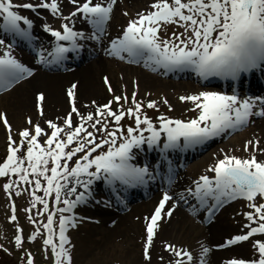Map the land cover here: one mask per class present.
<instances>
[{"label": "snow or ice", "instance_id": "1", "mask_svg": "<svg viewBox=\"0 0 264 264\" xmlns=\"http://www.w3.org/2000/svg\"><path fill=\"white\" fill-rule=\"evenodd\" d=\"M69 2L75 6V11L65 16L59 0H40L38 4L0 0V30L12 36L13 40L20 37L31 43L37 39L32 33L34 21L21 15L19 10L50 11L65 23L61 25L62 30L43 24L44 31L49 32L56 43L47 56L43 47L37 54L41 64H59L67 58L68 53L78 52L83 47L78 41H101L117 0H107V3L100 0L96 3L93 0ZM150 8L146 13H138L135 19L129 20L122 35L111 40L106 49L108 54L120 59L126 56L130 63L143 62L145 67L153 71L163 69L168 73L190 69L202 79L215 76L238 82L244 74L256 70L264 72V0H155ZM78 14L94 29L90 36L70 26L69 22L74 24ZM22 24L26 27H22ZM168 24H175L183 31L179 34L173 32L170 39H162L159 32L162 26ZM0 46L5 48L0 55V90L6 91L31 76L33 70L12 54V43L5 45V39L0 38ZM104 81L108 91L113 93L112 99L96 106L94 112L89 111L86 115L76 106L77 85L72 84L67 89L71 111L62 119V123L45 121L47 129L51 130L50 134L39 123L33 124L29 118L27 123L30 127L19 132L20 141L17 143L11 135L12 129L7 118L0 114V120L8 131L7 156L0 163V177L8 178L3 185L4 191L9 197L13 191L16 196H20L22 191H30L31 206L24 211L29 214V222L36 228L28 239L35 241L38 236H43L44 249L46 252L51 250L53 264H72L71 241L66 233L70 227L76 226L80 218L74 210L92 197V186L96 181L103 180L108 185L118 183L125 188L145 185L148 179L155 178L153 171L147 164L138 166L133 162L145 147L159 149L167 159L169 151L202 145L223 133L241 130L254 115L264 117V97L248 96L241 99L235 91L232 95L202 91L179 98L182 102L192 103L193 108L190 110L198 111L195 118L173 119L161 114L156 118L158 123H155L144 111L145 107L157 108L155 100H149L145 106L136 99L134 91L131 106L126 107L129 102L127 94L116 95L107 77ZM44 100V93H40L37 101L41 116L44 115L41 106ZM163 103L168 104L167 99ZM73 114L78 117L76 123L73 122ZM125 118L133 120L134 126L125 128L122 123ZM41 137H46L43 143ZM250 145L254 149L258 148L259 140L247 141L245 151ZM25 146L26 151L20 155ZM260 151L264 152V149ZM78 154L79 158L70 166L69 162ZM168 163L171 165V161ZM154 167L158 168L159 164ZM207 171L213 172L214 176L201 175L193 181L194 188L185 190L187 195L179 194L180 200L187 203V197L195 198L201 208H207L209 219L215 210L238 198L246 200L250 209L243 213L248 221L243 227L248 231L228 239L220 247L248 241L258 234L264 235V203H257V198L264 200V161H258L255 152L248 158L225 154ZM169 173L167 181L171 185V167ZM21 183L31 188L21 189ZM41 190L43 195H37ZM47 197H53L56 207L50 209ZM172 199L167 191L164 192L151 217H145L143 255L148 264H151L149 249L159 228L158 221L162 219V213L163 216L171 217L177 206L173 204L165 210V205ZM37 204L42 205L37 215L48 213L46 222H38L31 215ZM11 207L10 220L15 222V204ZM57 213L58 223L54 221ZM14 243L18 249L24 244L23 230L18 224ZM164 247L174 254L175 259L170 264H194L190 251L177 249L172 244H165ZM252 248L258 258H233L224 264H264V240L254 239ZM3 250L8 251L7 248ZM209 251L208 247L201 246L198 264H206L205 257ZM26 257V264H34L30 252L26 253Z\"/></svg>", "mask_w": 264, "mask_h": 264}, {"label": "rangeland", "instance_id": "2", "mask_svg": "<svg viewBox=\"0 0 264 264\" xmlns=\"http://www.w3.org/2000/svg\"><path fill=\"white\" fill-rule=\"evenodd\" d=\"M16 1L40 2V0ZM96 2L98 0H93V3ZM100 2L107 3V0H100ZM154 2L155 0H117L106 32L101 37V41L106 39L104 46L108 48L112 39L122 35L129 20L135 19L138 13H146L151 10L150 6ZM59 3L64 13L69 12L75 7L69 0H59ZM45 17L46 19L42 18L40 21H51L59 25L62 20L59 17H49L47 14ZM75 23L73 24L75 27H80L81 24L75 25ZM182 31L183 29L177 25L168 24L162 26L159 35L162 39H170L173 32L179 34ZM95 42V47L100 48L99 46L102 44L100 42L97 43V41ZM7 44L5 40V45ZM4 50V46H0V55L3 54ZM12 54L26 66H34V62L21 56L15 47L12 48ZM109 55L108 52H105L97 56L96 60L100 58L105 59L106 64L103 63L102 69L98 66L94 70L92 77L93 86H90L92 92L83 93L80 91V86L84 89V86L81 85L82 79L76 80L74 77H69L68 80L61 84L58 95L63 96L66 101L64 109L61 112L58 111L60 106L47 100V90L41 86L35 87L32 90V96L30 97L33 101L32 107L29 106L30 102L19 105L17 108L12 106V101L17 97V94L28 86L26 81L14 92H12V89L10 92L0 96V114H3L11 125L13 139L19 143V132L26 127H30L27 123L29 118H31L33 124L39 123L49 134L51 130L47 129L45 124L46 120L62 123V119L71 111V103L67 96V89L72 84L77 85L75 89L76 106L82 114L86 115L89 111L94 112L96 106L103 105L112 99L113 93L108 91V85L104 81V78L107 77L108 82L114 86L113 91L116 95L127 94L129 97V102L126 107L131 106V97L134 91L137 94L136 99L142 101L145 106L149 100H155L157 102V108H144V111L155 123H158L156 118L161 114L173 119L189 120L195 118L198 115V111L190 110L193 108L192 103L188 101L182 102L179 98L202 91L215 92L193 82L169 81L162 76L143 71L142 67L134 66V69H127L125 62L119 60L118 57L109 58ZM97 63L98 61L93 65ZM142 71L154 77L153 79L156 82L154 84L152 82L150 83L143 76ZM40 73L38 72L36 75ZM99 87L102 88L103 94L98 93L95 96L93 91ZM36 92H38V95L40 93H44L45 95V100L41 105L44 111L43 116L39 113L38 95L36 96V102L34 101ZM165 99H167L168 104L163 103ZM93 101H95V104H93ZM49 102L55 104L57 108ZM169 106H171V110H169ZM115 107L116 105L114 104L113 108ZM262 119L264 118L253 119L250 127L234 132L224 140L216 142L206 153L184 167L183 172L179 174L181 180L171 189V193L167 191L173 199L171 200V204L167 202L165 210L170 208L173 202L177 206L171 217L163 216L162 213V219L158 221L159 235L158 237L155 235L154 242L149 249L151 264H170V262L164 263V260L172 261L175 259L174 254L165 250V244L175 245L177 249H186L198 258L200 256L201 246L204 245L210 249L208 252V264H224L225 261L233 258L246 260L258 258V254L252 248V242L254 239L264 240L261 237H252L248 241L238 242L228 247H220L228 239L248 231L247 228L243 227L248 223L243 213L250 210L247 207L248 202L246 200L238 198L224 204L220 210H215L216 212L213 214L214 221L210 220L208 224H205L204 211L207 208H201L198 201L193 197H187L185 206L178 198L180 193L187 195L185 190L189 187L193 188V181L198 180L201 175L214 176V173L207 171V169L215 165L219 159H223L225 154L248 158L255 152L257 160L264 161V152L260 151V149H264V124L261 123ZM73 122H78V117L75 114H73ZM122 123L125 128L128 125L134 126V121L128 118H125ZM45 138H40L42 143ZM249 140H259V147L254 149L250 145L248 150L245 151V143ZM7 148L8 131L3 121L0 120V163L7 156ZM24 151H26V146L20 155H23ZM77 157H79V154ZM7 179V177H0V245H3V248H0V264H26V253L28 252L32 254L34 264H53L51 250L49 249L46 252L44 249L43 236H38L35 241L28 239L36 228V225L29 222V214L24 211L31 206L30 201L32 197L30 191H22L20 196H16L15 191H13L12 196L9 197L3 188ZM25 187L31 188V186L21 183L20 188L23 189ZM97 187L99 185L96 181L92 186V197L86 204H82L74 210L76 211L75 215L80 219H78L76 226L70 227L66 233L71 241L72 264H148L143 255L144 243L146 241L145 217H151L166 191L160 189L157 193L158 195L142 202H137L131 205L129 209L121 211L113 203H109L111 201L110 197L104 190L95 191ZM37 195H43V191H38ZM49 198L47 197L48 200ZM13 203L15 204V214L17 216V221L15 222L10 220V216L12 215L11 206ZM257 203H264V200L257 198ZM59 206H62V204ZM38 209H42V205L37 204L32 209L31 215L38 222H45L47 213L39 216L37 215ZM142 212L144 214H141ZM180 212L182 215L179 214ZM120 217H126L124 219L125 222L124 220L121 222ZM55 218H57L58 223L59 213L56 214ZM206 219L209 220L208 217ZM166 222H168L167 225ZM17 224L23 230L24 236V244L20 249L14 243ZM214 225L218 230H222L221 235L211 236L210 230H212V226ZM138 228L141 229V235L140 233H134V230ZM256 236H259V234ZM236 247H240V250L237 252L227 254L226 256L221 254L214 255V251H225ZM4 248H7L8 251L5 252L3 250ZM208 255H206L205 260Z\"/></svg>", "mask_w": 264, "mask_h": 264}, {"label": "bare ground", "instance_id": "3", "mask_svg": "<svg viewBox=\"0 0 264 264\" xmlns=\"http://www.w3.org/2000/svg\"><path fill=\"white\" fill-rule=\"evenodd\" d=\"M105 60V59H104ZM102 58L98 59V60H94L91 61L90 63H88V65H84L82 67H80L78 70H75V72H72V73H66V74H62V73H53V74H50V73H46V72H41L40 74L38 75H34L32 76L28 81H26V83L28 84L27 87H25L23 90L20 91V93L17 94V97L12 101V106H14L15 108H17L19 105H22V104H25L27 102H30V107H32V99L30 98L32 96V90L35 88V87H44L46 90H47V100H50V102L52 103H55L57 106H60V108H58V111L61 112V110L64 109V106H65V99L63 96H60L58 95L59 93V89L61 87V84L64 83L66 80H68L69 77H74L76 80L77 79H82V86H84V89L81 88V86L79 87L80 88V91H82L83 93L86 92V93H90L92 92L91 90V87L90 86H93L92 85V77L94 75V70L100 66V68L102 69L104 65L103 63L106 64V60L104 61ZM98 61V63L96 65H93L94 63H96ZM125 67L127 69H134L135 67L134 66H130V65H125ZM137 69V68H136ZM144 71V70H143ZM143 76L147 78V80L151 83L154 84V82H156V80H154L152 76L150 75H147L145 74V72H143ZM75 73V74H74ZM74 74V75H73ZM76 80H73V81H76ZM25 83V82H24ZM32 83V84H31ZM66 84V83H65ZM64 84V85H65ZM68 84V82H67ZM23 85L20 84L18 86H16L12 92H14L15 90H17L19 87H21ZM80 85V83H79ZM111 86L112 88L114 89V86L112 85L111 83ZM98 91V92H97ZM94 95L96 96L98 93L99 94H103V90L101 87L99 88H96L95 91H93ZM38 95V92H36V94L34 95V101L36 102V96ZM49 102V103H50ZM50 103L51 105H53L55 108H57V106L55 104H52ZM261 123L264 124V119H262ZM263 141V140H262ZM264 143V142H263ZM170 204H171V201H168ZM165 209H166V206H165ZM104 212H108V211H104ZM141 214H144V212H142ZM181 214V212L179 213ZM182 215V214H181ZM116 216V215H115ZM117 217V216H116ZM126 217H120L121 219V222L125 219ZM125 222V220H124ZM123 222V223H124ZM134 224V223H133ZM168 224V222H166V225ZM221 227V226H220ZM167 229V228H166ZM159 230L157 229L156 231V235L158 237L159 235ZM158 232V233H157ZM211 232V236H218V235H221L222 233V230H218L217 227L214 225L212 226V230H210ZM134 233H137L140 235L142 234L141 233V229L138 228L137 230H134ZM166 233V232H164ZM173 233V232H172ZM254 237H261V238H264V235H259V236H254ZM154 242V240H153ZM240 250V247H236V248H232V249H227L225 251H214V255H218V254H221L223 256H226L227 254H230V253H234V252H237ZM173 254V253H172ZM165 262L164 263H168V262H171V261H168V260H164Z\"/></svg>", "mask_w": 264, "mask_h": 264}]
</instances>
